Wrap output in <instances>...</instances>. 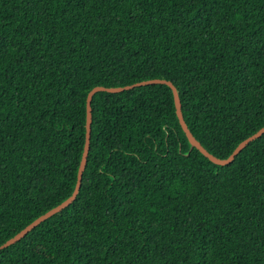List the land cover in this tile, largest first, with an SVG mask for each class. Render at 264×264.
<instances>
[{"label": "trees", "instance_id": "16d2710c", "mask_svg": "<svg viewBox=\"0 0 264 264\" xmlns=\"http://www.w3.org/2000/svg\"><path fill=\"white\" fill-rule=\"evenodd\" d=\"M151 78L227 157L264 124V0H0V244L72 192L87 92ZM91 115L75 199L0 264H264V133L215 164L160 83Z\"/></svg>", "mask_w": 264, "mask_h": 264}, {"label": "water", "instance_id": "95a60500", "mask_svg": "<svg viewBox=\"0 0 264 264\" xmlns=\"http://www.w3.org/2000/svg\"><path fill=\"white\" fill-rule=\"evenodd\" d=\"M153 83H160V84H166L169 86L172 90L173 94V101H174V106H175V113L178 118V122L190 144V147H195L197 150H199L205 157H207L211 162L219 165H224L229 162H231L235 155H237L250 141L258 138L264 133V124L257 129L255 132L252 134L248 135L244 139H242L231 151V153L225 157V158H220L214 156L212 153L207 151L201 143L194 137V135L191 133L189 130L186 122L184 121L182 111H181V103L178 95V90L175 87V85L170 81L166 80L163 78H151V79H146V80H141L137 81L131 84H126L123 86H102V85H96L92 87L86 95L85 99V107H86V115H85V139H84V144H83V151L81 154V158L79 161L78 169H77V174H76V181L74 184V188L72 192L70 193L69 196H67L64 200L56 204L55 206L49 208L42 214L38 215L36 218H34L31 222H29L27 225H25L23 228H21L18 232H16L13 236L9 237L6 239L3 243L0 244V250L4 247H7L16 241L20 240L23 236H25L30 230H32L34 227H36L39 223L47 219L48 217L52 216L55 213H58L61 211L63 208L68 206L76 197L78 194L79 188L81 186V180H82V173L86 165L87 161V155L89 151V144H90V131H91V120H92V115H91V99L94 93L97 91H107V92H120L126 89L133 88L135 86H141V85H148V84H153Z\"/></svg>", "mask_w": 264, "mask_h": 264}]
</instances>
